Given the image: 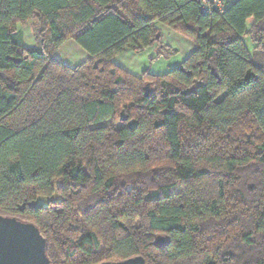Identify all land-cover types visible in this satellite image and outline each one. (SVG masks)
<instances>
[{"label":"trees","instance_id":"1","mask_svg":"<svg viewBox=\"0 0 264 264\" xmlns=\"http://www.w3.org/2000/svg\"><path fill=\"white\" fill-rule=\"evenodd\" d=\"M160 25L196 45L180 66L114 63L177 55ZM0 216L52 264H264V0H0Z\"/></svg>","mask_w":264,"mask_h":264},{"label":"water","instance_id":"2","mask_svg":"<svg viewBox=\"0 0 264 264\" xmlns=\"http://www.w3.org/2000/svg\"><path fill=\"white\" fill-rule=\"evenodd\" d=\"M150 93L149 86H147ZM123 120L126 118L123 115ZM0 264H52L47 240L33 223L0 216ZM103 264H145L142 257Z\"/></svg>","mask_w":264,"mask_h":264},{"label":"crops","instance_id":"3","mask_svg":"<svg viewBox=\"0 0 264 264\" xmlns=\"http://www.w3.org/2000/svg\"><path fill=\"white\" fill-rule=\"evenodd\" d=\"M159 28L163 31V34H164V30L166 29V28H164L163 26H159ZM165 32H168L169 33V38H172V41L170 42H167V41H165V36H164V42L167 44V45H169L170 47H172L173 49H175V50H177V51H179V54L178 55H176L177 57H175V58H179V61L177 62V63H175V65H174V67L172 68V66H167L166 67V63L168 62L167 60H164V61H166L165 63H163V62H161L160 63V61L161 60H159V61H157L158 63H160L159 64V67L162 69V70H160V73H157V74H154V72H152L151 71V73L153 74V75H155V76H163V75H165V74H167L169 71H171L172 69H174V68H177L178 66H180L189 56H191L192 54H193V52L196 50V45H194L191 41H189L188 39H186V38H184L182 35H180V34H178V33H176V32H174L173 30H171V29H168V30H165ZM173 32V33H172ZM175 33V34H174ZM173 34H174V36H173ZM176 36V37H175ZM70 42H73V41H69V42H67L60 50H62V49H64V47H66L67 45H68V43H70ZM244 42H245V45H246V47H247V49H248V51L250 52V53H252L253 51H254V49H255V44L252 42V40L250 39V38H246L245 40H244ZM74 43V47L73 46H70L69 47V49H70V51L71 50H74V52H76L77 53V55L79 54V58H77L76 57V55H75V57L73 58L72 56L69 58V60L68 59H61L60 58V55H59V52H60V50H59V52L57 53V55H56V58L58 59V60H60L61 62H63L64 64H66V65H68V66H70V67H72V68H75V67H77V66H73L72 65V63L73 62H75L77 59H79V60H81V64L82 63H84V62H86L88 59H89V55L85 52V51H83V49L81 48V47H79L75 42H73ZM30 48H35L36 47V45H34V46H29ZM78 49V51H76ZM152 50V49H151ZM151 50H149V51H147V52H150ZM147 52H144L143 54H139V55H137V54H135V53H133V52H131V51H129V52H127V53H125V54H123V55H121V56H119V57H117V58H115V60H114V62L117 64V65H119L121 68H123V69H125L126 71H128L129 73H131V74H133V75H135V76H140L142 73H141V71L143 72V71H145V70H148V69H150V68H148L149 66H148V60H149V62H150V60H151V58L150 57H152V56H149V59L148 60H144V59H142V58H144L142 55H145V53L146 54H148ZM130 57H135V58H139L141 61L143 60V62H142V65H141V67H139L138 69H135V68H132L131 66H129V65H126V66H124L123 64H122V62H121V60L123 59V58H130ZM148 57V56H147ZM156 62V63H157ZM80 65V64H79ZM150 65H151V62H150ZM154 64H152V66H153ZM164 68V69H163ZM151 70V69H150Z\"/></svg>","mask_w":264,"mask_h":264},{"label":"rangeland","instance_id":"4","mask_svg":"<svg viewBox=\"0 0 264 264\" xmlns=\"http://www.w3.org/2000/svg\"><path fill=\"white\" fill-rule=\"evenodd\" d=\"M36 25V22H31L27 27H23V28H20L19 29V36H20V40H21V42H22V44H23V46H25V47H27V48H30L29 46H34V45H37V43H36V40H35V37H34V26ZM164 28H166L165 30H168V28L167 27H165V26H163ZM165 30H164V36H165V41H167V42H171L172 41V38H169V33L168 32H165ZM175 32V31H174ZM173 33V32H172ZM175 34V33H174ZM174 34H173V36H174ZM179 34V33H178ZM176 37V36H175ZM185 38V37H184ZM189 41H191V40H189ZM192 42V41H191ZM194 45H195V43L194 42H192ZM70 46H75L74 45V43L73 42H70V43H68V45L66 46V47H64V49H62V50H60V52H59V55H60V58L61 59H68L69 60V58L72 56L73 58L75 57V55H76V57L77 58H79L78 56H79V54L77 55V53L76 52H74V50H71L70 51V49H69V47ZM169 46V45H168ZM170 47V46H169ZM171 49H173L172 47H170ZM151 50V49H150ZM173 50H175V49H173ZM76 51H78V49L76 50ZM149 51V50H148ZM175 51H177V50H175ZM147 52V51H146ZM148 54H146L145 53V55H142L144 58H142V59H144V60H148L149 59V56H152V57H150L151 58V60H154L155 58H156V56H157V50H156V48H152V50L150 51V52H147ZM179 54V51H177V55ZM148 56V57H147ZM75 57V58H76ZM175 57H177L176 55L175 56H173V57H170V58H162V59H160L161 61H160V63L161 62H163V63H165L166 61H164V60H167L168 62L166 63V67L168 66H172V68L174 67V65H175V63H177L178 61H179V58H175ZM151 60H150V62H151ZM159 61V60H158ZM81 62V60H79V59H77L75 62H73L72 63V65L73 66H79V64H81L80 63ZM121 62H122V64L124 65V66H126V65H129V66H131L132 68H135V69H138L139 67H141V65H142V62H143V60L141 61L139 58H135V57H130V58H123L122 60H121ZM150 62H149V60H148V68H150V69H148V70H150V72L152 71V72H154V74H157V73H160V70H162L160 67H159V64L160 63H158L157 61H155L153 64V66H152V62H151V65H150ZM157 62V63H156ZM115 63V62H114ZM116 64V63H115ZM117 65V64H116ZM117 66H119V65H117ZM120 67V66H119ZM164 69V68H163ZM174 69H176V68H174ZM174 69H172V70H174ZM125 70V69H124ZM146 71V70H145ZM145 71H143V72H145ZM142 71H141V73H143ZM170 72V71H169ZM168 72V73H169ZM152 74V73H151ZM142 75V74H141ZM141 75L140 76H136V77H141ZM155 76V75H154ZM157 77H161V76H157ZM124 115V114H123ZM178 190H181V188H179V189H176V190H174V191H178ZM41 203H43V202H46V199H41V201H40Z\"/></svg>","mask_w":264,"mask_h":264},{"label":"built area","instance_id":"5","mask_svg":"<svg viewBox=\"0 0 264 264\" xmlns=\"http://www.w3.org/2000/svg\"><path fill=\"white\" fill-rule=\"evenodd\" d=\"M234 1L235 0H202V10L204 14H210L213 11L223 14L229 4Z\"/></svg>","mask_w":264,"mask_h":264}]
</instances>
